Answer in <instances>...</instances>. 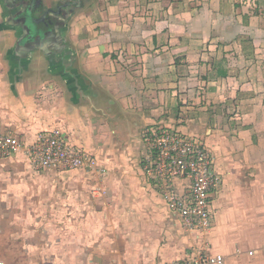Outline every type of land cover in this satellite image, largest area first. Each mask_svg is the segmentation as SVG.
Returning <instances> with one entry per match:
<instances>
[{
  "label": "crops",
  "instance_id": "crops-1",
  "mask_svg": "<svg viewBox=\"0 0 264 264\" xmlns=\"http://www.w3.org/2000/svg\"><path fill=\"white\" fill-rule=\"evenodd\" d=\"M40 1L42 14L67 0ZM81 2L60 37L38 31L26 54L25 28L0 0V133L22 145L0 156V261L156 264L218 253L222 264H264L260 250L246 254L264 246V0ZM153 128L210 154L220 183L208 232H185L165 184L146 175ZM52 130L108 172L35 169L27 149ZM171 182L189 198L188 178Z\"/></svg>",
  "mask_w": 264,
  "mask_h": 264
},
{
  "label": "built area",
  "instance_id": "built-area-1",
  "mask_svg": "<svg viewBox=\"0 0 264 264\" xmlns=\"http://www.w3.org/2000/svg\"><path fill=\"white\" fill-rule=\"evenodd\" d=\"M151 156L144 167L146 175L165 184L164 197L170 212L187 233L208 232L211 228L209 193L220 183L208 151L198 139L180 135L167 128H153L144 135ZM18 137L0 133V156H8L21 149ZM27 154L35 169H79L88 168L99 176L108 170L100 166L97 159L65 144L56 130L41 131L28 147ZM176 178L190 180V196L182 197L171 185ZM264 254V246L246 251L249 256L258 251ZM236 249L234 255H242ZM222 254H213L178 261L156 264H222ZM0 264H5L0 261Z\"/></svg>",
  "mask_w": 264,
  "mask_h": 264
},
{
  "label": "water",
  "instance_id": "water-1",
  "mask_svg": "<svg viewBox=\"0 0 264 264\" xmlns=\"http://www.w3.org/2000/svg\"><path fill=\"white\" fill-rule=\"evenodd\" d=\"M34 1V0H33ZM23 2L19 1L18 5L21 6ZM81 0H67V1H63L61 2L60 5L57 6V8L54 9H46L45 11L42 12V15L40 18L35 19L32 16V12L33 10L28 9L27 12L23 13V10L25 8V5L22 7V9H20V11L17 13V16L23 17L25 16L24 22L25 23H29L30 26L28 30H25V36L22 37V41H24L25 44V48H27V50L25 51L26 54L31 52L32 49L34 47H36V34L39 31L41 33H46L47 32V27L51 30H49V32H51L50 34H52V32H55V34H57L58 37H60V33L62 31V28L65 25V22L67 20V18L71 15V13H73V11L75 9H77L78 7L81 6ZM42 9L41 6V1L40 0H36V4L34 6V11H38ZM27 16V17H26ZM37 23L42 25V27H44L43 29L41 28V30H37ZM31 38V39H30Z\"/></svg>",
  "mask_w": 264,
  "mask_h": 264
},
{
  "label": "flooded vegetation",
  "instance_id": "flooded-vegetation-1",
  "mask_svg": "<svg viewBox=\"0 0 264 264\" xmlns=\"http://www.w3.org/2000/svg\"><path fill=\"white\" fill-rule=\"evenodd\" d=\"M4 1V5H5V8L7 11H11V10H14L15 9V13L13 15V18H10L12 19V21H15V22H19L20 25L24 26L25 29L23 30H26L29 25V23H25L24 22V19H25V16L21 17L20 16H17V13L20 11V9H22V7L25 5V8L23 10V13L24 12H27L28 9H31L33 10L32 12V16L37 19V18H40L42 14H40L38 11H34V6L36 4V0H3ZM19 1H22L23 3L21 4V6L18 5V2ZM16 17L17 20H16ZM27 17V16H26ZM37 30H41V28L43 29L44 27H42V25L38 24L37 23ZM26 33H24V36H25Z\"/></svg>",
  "mask_w": 264,
  "mask_h": 264
},
{
  "label": "rangeland",
  "instance_id": "rangeland-1",
  "mask_svg": "<svg viewBox=\"0 0 264 264\" xmlns=\"http://www.w3.org/2000/svg\"><path fill=\"white\" fill-rule=\"evenodd\" d=\"M1 1H3V0H1Z\"/></svg>",
  "mask_w": 264,
  "mask_h": 264
}]
</instances>
